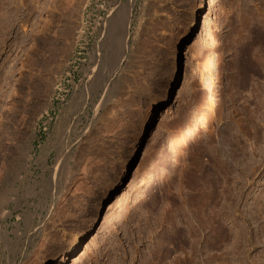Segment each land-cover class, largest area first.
Masks as SVG:
<instances>
[{"label":"rangeland","instance_id":"rangeland-1","mask_svg":"<svg viewBox=\"0 0 264 264\" xmlns=\"http://www.w3.org/2000/svg\"><path fill=\"white\" fill-rule=\"evenodd\" d=\"M127 1L0 0V131L13 130L6 116L18 109L20 85L39 74L38 52H47L49 40L62 47L52 49L60 51L46 65L52 72L41 71L51 77L50 92L12 125L23 131L25 162L19 150L10 153L12 135L0 132V154L9 152L0 161L8 179L2 176L0 187L15 189L0 214V264H28L44 252H53L48 264H192L193 255L195 264H264V0H204L176 86L136 147L129 173L76 251L60 260L148 96L162 85L176 32L196 0H134L124 47L118 32ZM67 21L79 29L62 34ZM205 215L224 232L204 229ZM247 224L248 243L241 236ZM182 227L194 230L196 241H176Z\"/></svg>","mask_w":264,"mask_h":264},{"label":"bare ground","instance_id":"bare-ground-1","mask_svg":"<svg viewBox=\"0 0 264 264\" xmlns=\"http://www.w3.org/2000/svg\"><path fill=\"white\" fill-rule=\"evenodd\" d=\"M72 2V0H69V2ZM74 2V1H73ZM72 2V3H73ZM133 2L134 0H128L126 3H121L122 5V9H123V12H124V16L123 18L121 17V22H122V27H121V33H119V36H121V45L125 47V45L127 44V38H128V33H127V20L129 19V15H130V12H131V9H132V6H133ZM75 4V3H74ZM73 4V5H74ZM73 5H71V7L73 8ZM204 0H196L193 4V6L191 7L190 9V12L188 14V16L180 23L179 27H178V30L176 32V37L174 38V48H173V52H172V56H171V61H170V65L168 67V69H166V73H165V77H164V81L162 83V85L153 93H151L148 98H147V102H146V107L144 109V111L141 113V117H140V121L138 123V125L130 132L129 134V137H128V141H127V144L125 146V148L123 149V151L119 154V156L115 159V162H114V170L112 172V174L108 177V179L105 181V183L103 184L102 186V191H101V196L99 197V199L97 200L96 204L94 205L93 207V210H92V213L90 215V217L88 218L86 224L84 227L80 228V229H77V230H73L66 242L64 243V245L62 246V248L59 250L60 252V256H61V259L60 260H65L66 258L70 257L75 251L76 249L79 247V245L81 244V241L82 239L84 238L86 232L91 229L95 224H97L98 220H99V216L101 214V209H102V206H103V203L111 196V194L113 193V191L116 189V187L122 182V180L127 176V174L129 173V167H130V164H131V160L133 158V155L135 154V150H136V147L138 146L142 136L144 135L145 131L147 130V128L153 123V121L155 120L156 118V112L158 110V108L160 107L161 104H163L165 102V100L170 96V94L172 93L173 89L175 88L176 86V82H177V77H178V73H179V59L180 57L182 56V53L183 51H185V45L188 41V38L190 37L191 35V32L192 30L194 29L195 25L197 24V20H198V16L204 11ZM120 6V7H121ZM74 9V8H73ZM121 9V8H120ZM121 9V10H122ZM120 10V11H121ZM72 11L74 12V10H71L70 9V12L72 13ZM109 12V11H108ZM121 11V14L123 13ZM120 14V15H121ZM119 13H118V16H120ZM71 16V14H70ZM73 17V16H72ZM70 19V18H69ZM119 19V18H118ZM131 20V19H130ZM71 21V20H69ZM68 22V21H67ZM78 23V22H77ZM69 25L70 22L67 23V27L66 29H63V33H68V35H70V32L72 30H75L76 29H79L78 27L80 26H76L74 24H72V27L70 28ZM79 24V23H78ZM119 24V23H118ZM117 24V25H118ZM147 24V23H146ZM65 25V24H64ZM121 26V25H120ZM114 27V26H113ZM63 28H65V26H63ZM71 30V31H70ZM119 30V29H118ZM80 31V30H79ZM74 33V31H72ZM81 33V32H80ZM57 34V33H56ZM55 34V36H56ZM57 35H60V34H57ZM54 36V35H53ZM52 36V37H53ZM61 36V35H60ZM59 36V37H60ZM63 36V35H62ZM66 36V35H65ZM76 36V35H75ZM64 37V36H63ZM62 37V38H63ZM120 38V37H118ZM55 39V38H54ZM59 39V38H58ZM67 39V37H66ZM69 39V38H68ZM73 39V37H72ZM52 41V40H51ZM51 41L49 40L50 42V45H51ZM59 41V40H58ZM65 41V40H64ZM120 41V39L118 40ZM49 42H48V45H49ZM60 42V41H59ZM62 42V41H61ZM68 42V41H67ZM53 43V42H52ZM55 43V42H54ZM57 43V42H56ZM64 44V42H63ZM124 44V45H123ZM50 45L48 46L47 48V52L45 53H41V52H38L39 55H37V57H40L42 58L41 59V65H42V68H38L37 70L39 71V74L38 75H28V81L26 80V82L21 86L20 85V88L19 90H21V92L19 94H22V95H17L19 97V104L18 106H16L18 109L15 110L14 112H11L10 114H7V123L10 124V127L11 129V133L9 132H5V128L6 126L3 125L4 128H2L0 132H4V133H7V134H11L12 135V140L13 143L12 145L10 144V153L12 155V152H14L16 150H19L18 154L20 153V156L21 154H23V157H22V160H24V162L28 159V150H27V146L25 145L26 143L24 141H21L20 138H18L20 136V134L22 133L23 134V131L21 129H17V130H14L13 126L16 127L17 125H15L14 123H17V121H21L23 123L22 120L20 119H23L24 118V114L25 113H29L28 115H30V113H33L32 111H34V107L35 105L40 101V97L44 94L42 92H47L48 91L50 92V89H46L47 86H50L51 84L48 85V75H45V77L41 74V71L43 72V70H45V73H48L50 74L49 72L52 70L50 69L49 71V68L48 66L46 67V65H48L52 60H54L55 56L58 55L59 53L56 51H53L52 49L55 48V46L57 45H53L54 48L50 47ZM61 46V45H60ZM58 48L56 49H61L62 47H59V45H57ZM55 49V50H56ZM59 49V50H60ZM62 51V50H61ZM65 51V50H64ZM69 51V50H68ZM55 52V53H54ZM57 53V54H56ZM55 54V56H54ZM63 54V52H62ZM65 54V53H64ZM63 54V55H64ZM62 56V55H61ZM67 59V57H64ZM94 58V57H93ZM57 59V58H56ZM59 59V58H58ZM63 59V58H62ZM113 59V58H112ZM40 62V61H39ZM43 62V63H42ZM46 67V68H45ZM42 75V76H41ZM51 78V77H50ZM26 79V78H25ZM51 81V79H50ZM24 89V90H23ZM9 91V90H8ZM14 91V90H13ZM23 91V92H22ZM12 92V91H11ZM15 92V91H14ZM18 93V92H17ZM15 94V93H14ZM46 98H48L49 100V96L48 94L45 95ZM18 100V99H17ZM43 100H41L42 102ZM40 103V102H39ZM41 105V103H40ZM38 104V106H40ZM2 107V106H1ZM38 108V107H37ZM44 109V108H43ZM42 111V110H41ZM7 112V111H6ZM5 112V113H6ZM37 112V111H36ZM34 116V114H32ZM4 116V117H5ZM5 117V118H6ZM4 118V119H5ZM3 119V118H2ZM1 119V120H2ZM26 120V119H25ZM28 121V120H26ZM1 123V122H0ZM20 123V122H18ZM4 124V123H2ZM14 124V125H13ZM13 125V126H12ZM21 125V124H20ZM9 129V127H7ZM7 129V130H8ZM6 130V131H7ZM2 136V135H1ZM4 136V139H5V135L3 134ZM3 136L1 139H3ZM23 136V135H21ZM7 137V136H6ZM8 138V137H7ZM6 140V139H5ZM11 140V141H12ZM223 141V140H222ZM7 142V141H6ZM4 143V144H3ZM2 146L3 147L2 149L7 150L8 146H6L7 144L5 142H3ZM1 145V144H0ZM26 146V151L24 149V147ZM13 150V151H12ZM24 150V151H23ZM2 151V150H1ZM12 151V152H11ZM1 153V152H0ZM15 153V152H14ZM17 153V152H16ZM17 154V155H18ZM14 155V154H13ZM9 156V152H2V154H0V161L1 163L3 162L4 163V160H6V158ZM16 157V155H14ZM14 157V158H15ZM20 157V159H21ZM19 158V157H18ZM17 158V159H18ZM8 159V158H7ZM20 162V165H23L24 162ZM7 161V160H6ZM15 161V160H14ZM16 162V161H15ZM19 161L17 160V165L18 166L19 164ZM12 165V164H11ZM60 165V164H59ZM239 166V165H238ZM22 167V166H21ZM3 168V167H2ZM20 168V167H19ZM4 169V168H3ZM20 171V170H19ZM208 171V170H207ZM19 173V172H18ZM17 173V174H18ZM4 174V173H3ZM1 173V170H0V179L4 178V175ZM10 174V173H9ZM13 174V173H12ZM17 174L14 175V181L15 179H20V176H18ZM209 175V174H208ZM6 176V175H5ZM11 177V176H10ZM210 177V176H209ZM5 181H7L8 179L7 178H4ZM11 179V178H10ZM211 180V179H209ZM216 181V180H215ZM11 182V181H10ZM206 182V181H205ZM237 182L239 183V187L238 189H241V187L243 186V182H244V179L241 175H238L237 176ZM209 183V182H208ZM216 183V182H214ZM213 183V184H214ZM8 185V183H7ZM198 186V185H197ZM209 186V185H208ZM213 186V185H212ZM4 187H6L5 189L7 190H4ZM0 214H2L4 212V210H6V206L8 205L9 201L10 200H13V192L15 191L14 187H8V186H3V190L2 188L0 187ZM9 189V190H8ZM14 189V190H12ZM196 190V189H195ZM10 191V192H9ZM231 192V191H230ZM15 193V192H14ZM196 193V192H195ZM207 193V192H206ZM211 193V192H210ZM221 195V197H223L225 199H228V196L226 194V191L224 193H221L219 192ZM238 193V192H237ZM213 194V193H212ZM230 194V193H229ZM218 195V194H217ZM199 196V195H198ZM214 196V195H213ZM203 197V196H202ZM205 197V196H204ZM212 197V195H211ZM19 198V197H18ZM205 199V198H204ZM222 199V198H221ZM202 200V199H201ZM212 200V199H211ZM205 203H206V200H204ZM208 201V200H207ZM204 204V202H202ZM209 203V202H208ZM225 204H226V200H225ZM204 206V205H203ZM207 206V204L205 205ZM227 207V206H226ZM201 208V207H200ZM213 208V207H211ZM221 208V207H220ZM212 210V209H211ZM6 212V211H5ZM210 213V212H209ZM226 213V212H225ZM186 214V213H185ZM204 214V212H203ZM206 214V213H205ZM193 215V214H192ZM208 215V214H207ZM205 215V216H207ZM223 215V214H221ZM227 215V214H226ZM225 215V216H226ZM3 216V215H2ZM214 216V215H213ZM224 216V217H225ZM192 218H190L191 221H194L193 220V217L194 216H191ZM210 217V215H209ZM212 218V217H211ZM183 219V218H182ZM206 219V218H205ZM222 219V218H221ZM224 219V218H223ZM187 220V219H186ZM185 220V221H186ZM190 220L188 222H190ZM183 221V220H182ZM197 221V220H196ZM206 223L202 224L205 226L204 229H216L218 228L217 230L218 231H222L221 233L224 232V230H219L220 226L217 224H213V221H211V219L208 218L207 216V219L205 221ZM215 222V221H214ZM224 222V221H223ZM192 223V222H191ZM190 224V223H189ZM194 225H197L196 223ZM214 225V226H213ZM203 226V227H204ZM191 227V226H190ZM198 227V226H197ZM202 227V226H201ZM189 228V227H188ZM194 228V227H193ZM222 228V227H221ZM249 226L247 224V226H245L244 230L242 231V237H245V241H249L251 240V235L249 234V230H248ZM176 229V228H175ZM182 229L184 230L185 228L182 227ZM195 229V228H194ZM181 230L180 228V231L179 230H176L178 232H176V236H177V239L176 241L178 240L179 243H181L182 241H185V240H188V239H191L190 241L193 242L192 240H195L197 238L196 237V234L194 233V230L190 231V230H186L185 232ZM217 231V232H218ZM241 231V230H240ZM215 232V231H214ZM220 233V237L222 238V236L226 235V234H221ZM241 234V232H240ZM218 235V234H217ZM222 235V236H221ZM175 236V237H176ZM227 236V235H226ZM237 236V234H236ZM239 237V236H238ZM200 238V237H199ZM225 238V237H224ZM223 238V240H224ZM235 239V238H234ZM237 239V238H236ZM168 240V239H167ZM222 240V239H221ZM241 240V239H239ZM244 240V239H242ZM198 241V240H197ZM244 241V242H245ZM238 242V241H237ZM241 242V241H240ZM186 243V242H185ZM217 243V242H216ZM239 243V242H238ZM248 243V242H247ZM183 244V243H182ZM241 244V243H240ZM194 245V244H193ZM239 244H237V246L235 245V247H238ZM245 246V243L243 244ZM190 246V245H189ZM241 245H239L238 248H240ZM243 246V247H244ZM192 248V246H191ZM195 248V247H193ZM192 248V249H193ZM197 248V247H196ZM195 248V249H196ZM217 248V247H216ZM163 249V248H162ZM179 249V248H178ZM181 250V249H180ZM190 250V249H189ZM194 250V249H193ZM205 250V249H204ZM164 251V250H163ZM168 251V250H167ZM165 251V254L168 252ZM197 251V250H196ZM206 252V251H205ZM53 252H44L42 253L40 256H35L34 258H32L30 260V262L28 264H48L49 262V257L52 255L50 254ZM164 253V252H163ZM240 253V252H238ZM164 254V255H165ZM174 254V253H173ZM194 253L192 252V255ZM198 255V254H197ZM211 255V254H210ZM196 256V255H195ZM186 257V256H185ZM190 257V256H189ZM207 257V256H206ZM210 258V257H209ZM240 258V257H239ZM166 259V258H165ZM178 259L182 260L181 258L178 257ZM177 259V260H178ZM190 259V260H189ZM188 260L193 264L196 263V261L194 260V255L191 256L190 258H188ZM243 260V259H242ZM187 261V263L189 262ZM195 261V262H194ZM240 261V260H239ZM180 262V261H179ZM178 262V263H179ZM182 262V261H181ZM214 262V261H213ZM216 262V261H215ZM250 262V261H249ZM177 263V262H176ZM205 263V262H204ZM211 263V262H210ZM183 264V263H182ZM239 264V263H238Z\"/></svg>","mask_w":264,"mask_h":264}]
</instances>
